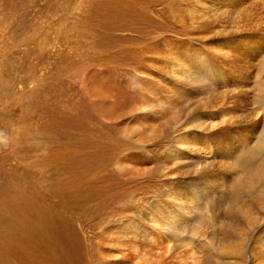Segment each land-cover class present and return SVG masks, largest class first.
I'll return each instance as SVG.
<instances>
[{
  "label": "rangeland",
  "instance_id": "374dc122",
  "mask_svg": "<svg viewBox=\"0 0 264 264\" xmlns=\"http://www.w3.org/2000/svg\"><path fill=\"white\" fill-rule=\"evenodd\" d=\"M263 135L264 0H0V264H264Z\"/></svg>",
  "mask_w": 264,
  "mask_h": 264
},
{
  "label": "bare ground",
  "instance_id": "6f19581e",
  "mask_svg": "<svg viewBox=\"0 0 264 264\" xmlns=\"http://www.w3.org/2000/svg\"><path fill=\"white\" fill-rule=\"evenodd\" d=\"M258 148L259 150H264V135L262 136L261 140L258 141ZM261 152V151H260ZM205 172V171H203ZM262 175V174H261ZM261 179V178H260ZM264 183V182H263ZM262 183V184H263ZM17 202V201H16ZM10 204V203H9ZM14 204V203H13ZM233 204V203H232ZM3 206V205H2ZM179 208L181 209L182 206L178 205ZM233 206V205H232ZM11 207V206H10ZM9 207V208H10ZM22 208V207H21ZM38 210V211H37ZM40 210L38 208V206H36V204H32L30 201L29 203L26 204L25 208L22 211L17 212V214H15V216L13 215V217L11 219L5 220L2 218L1 214H0V232H7V235H5L4 237H0V246L2 247H6L9 248L10 246H14V245H23L24 243H26L28 241V239L32 236V235H40L43 234L45 231V225L47 224L46 218L42 217L40 214ZM6 217V216H5ZM245 221V220H244ZM40 222V224H39ZM42 222V224H41ZM243 226V225H242ZM256 229V227H254ZM243 230V229H242ZM245 230V229H244ZM248 230V229H247ZM9 233V234H8ZM243 233L245 235H247L245 233V231H243ZM253 233V232H251ZM242 236V234H241ZM244 236V235H243ZM241 239V237H240ZM245 241V240H244ZM239 245V244H238ZM236 245V246H238ZM235 246V245H234ZM240 246V245H239ZM243 246V245H242ZM263 247V246H262ZM261 247V248H262ZM237 248V247H236ZM233 249V248H232ZM243 249V247L239 250V248H237V251H241ZM258 249V248H257ZM1 250V249H0ZM262 250V249H260ZM258 249V253L260 251ZM4 251V250H3ZM244 252V249L242 250ZM241 251V252H242ZM263 251V250H262ZM246 252V251H245ZM255 252V251H254ZM264 252V251H263ZM262 252V253H263ZM232 253V250L230 252V254ZM238 253V252H237ZM235 253V254H237ZM241 254V253H238ZM255 254V253H254ZM261 254V253H260ZM246 255L247 253H244L241 257L242 259V264H244L245 259H246ZM258 255V254H257ZM240 256V255H239ZM256 256V255H255ZM263 256V254H262ZM262 256H260L259 258L263 260V258H261ZM257 257V256H256ZM248 258L251 260L250 264H256L257 258H254L250 255H248ZM230 259V258H229ZM235 259V258H234ZM237 263V262H236ZM257 264H262L261 262H258Z\"/></svg>",
  "mask_w": 264,
  "mask_h": 264
}]
</instances>
